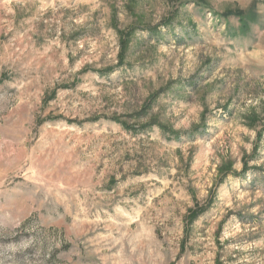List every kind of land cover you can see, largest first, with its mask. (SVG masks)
<instances>
[{"label": "rangeland", "instance_id": "1", "mask_svg": "<svg viewBox=\"0 0 264 264\" xmlns=\"http://www.w3.org/2000/svg\"><path fill=\"white\" fill-rule=\"evenodd\" d=\"M0 264H264V0H0Z\"/></svg>", "mask_w": 264, "mask_h": 264}, {"label": "trees", "instance_id": "2", "mask_svg": "<svg viewBox=\"0 0 264 264\" xmlns=\"http://www.w3.org/2000/svg\"><path fill=\"white\" fill-rule=\"evenodd\" d=\"M244 14H245V11L242 13H238V17H244ZM232 15V13H227L226 15H225V18H229L230 16ZM243 21V20H242Z\"/></svg>", "mask_w": 264, "mask_h": 264}]
</instances>
